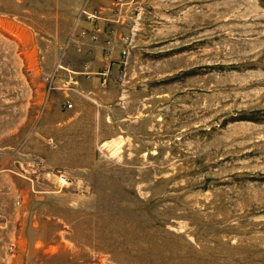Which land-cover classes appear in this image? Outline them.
I'll list each match as a JSON object with an SVG mask.
<instances>
[{"label": "rangeland", "instance_id": "374dc122", "mask_svg": "<svg viewBox=\"0 0 264 264\" xmlns=\"http://www.w3.org/2000/svg\"><path fill=\"white\" fill-rule=\"evenodd\" d=\"M0 264H264V0H0Z\"/></svg>", "mask_w": 264, "mask_h": 264}, {"label": "built area", "instance_id": "2783aa9c", "mask_svg": "<svg viewBox=\"0 0 264 264\" xmlns=\"http://www.w3.org/2000/svg\"><path fill=\"white\" fill-rule=\"evenodd\" d=\"M91 15V14H90ZM124 37V35L123 36H121V38H123ZM125 38H123V40H124ZM123 52H124V54L126 53V49H123L122 50ZM48 79L49 78H46V81H48ZM66 105L68 106V107H71L72 106V103L71 102H68V103H66ZM8 251L11 253V252H13L14 251V245H13V243H10L9 244V246H8Z\"/></svg>", "mask_w": 264, "mask_h": 264}]
</instances>
